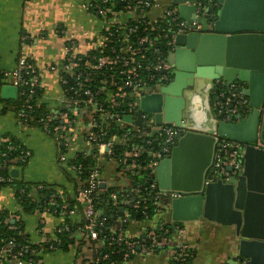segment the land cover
I'll list each match as a JSON object with an SVG mask.
<instances>
[{
    "label": "water",
    "instance_id": "1",
    "mask_svg": "<svg viewBox=\"0 0 264 264\" xmlns=\"http://www.w3.org/2000/svg\"><path fill=\"white\" fill-rule=\"evenodd\" d=\"M170 4L186 31L175 34L167 52L169 79L140 97L134 120L144 125L140 116L146 113L154 125L183 129L154 169L157 192L170 209V223L203 218L232 227L226 264H264V148L256 146L259 132L264 145V0ZM231 83L242 85L241 94L228 106L235 108L231 118L220 120L218 93H228ZM0 97L16 99L17 88L2 84ZM123 119L130 123L133 116ZM220 137L244 144L243 169L227 181L210 170Z\"/></svg>",
    "mask_w": 264,
    "mask_h": 264
},
{
    "label": "crops",
    "instance_id": "2",
    "mask_svg": "<svg viewBox=\"0 0 264 264\" xmlns=\"http://www.w3.org/2000/svg\"><path fill=\"white\" fill-rule=\"evenodd\" d=\"M90 1L0 0V71L13 69L20 56L30 58L41 82L39 102L45 105L52 116H57L64 108L60 75L68 42H74L75 52L86 54L100 39L104 20L86 9ZM150 1L154 5L146 10L122 7L109 15V18L119 22L161 18L170 0ZM23 34L28 35V38L22 39ZM11 140L21 143L28 151L27 160L22 165L17 163L16 158L8 163L10 175L11 170L18 169V175H11V178L23 183L53 185L57 189L58 199L51 200L52 211L42 204L37 206L38 190L31 186L27 196L36 203L31 211H27L15 197L12 187H0V211H5L7 221L10 224L18 223L28 240L37 245V264H90L92 249L84 244V232L79 227L83 219L82 205L75 194L76 174L69 163L75 153L85 149L82 133L73 143L72 150L65 151L68 158L56 160L58 150L53 135L40 126L20 123L13 107L0 102V148ZM261 147L264 148V145ZM97 160L99 178L105 188L114 187L118 193L129 191L130 195L128 193L127 196L131 197L130 200L134 199L129 178L121 173L116 161L104 156H99ZM158 200L161 209L154 216L140 221H128L121 232L125 238H139L148 229L154 230L170 222V209L162 197ZM181 223L173 227L168 237L161 239L157 250L145 249L135 241L130 246L134 250L131 257L124 259L123 264H170L171 248L182 243L194 248L192 264H226L227 255L234 247L232 227L203 218ZM59 228L60 231H68L70 228L68 237L73 238V241L67 248L58 245L49 249L46 247L48 242L59 241ZM121 228L122 217L115 216L111 230Z\"/></svg>",
    "mask_w": 264,
    "mask_h": 264
},
{
    "label": "built area",
    "instance_id": "3",
    "mask_svg": "<svg viewBox=\"0 0 264 264\" xmlns=\"http://www.w3.org/2000/svg\"><path fill=\"white\" fill-rule=\"evenodd\" d=\"M114 1L91 0L85 6L88 11L101 16L104 20L100 39L86 54L75 52L74 42H68L65 47L66 58L60 75L64 108L57 116L46 114L39 118L42 129L53 135L60 161L68 158L65 151L72 150V145L80 133L86 145L80 153L91 154L94 158L95 167L86 180V185L79 186L77 189V197L86 219L80 229L90 239H96L99 233L96 226H102L106 219L102 217L99 220L103 212L100 214L94 208L96 192L105 188V184L102 187L103 182L99 178L98 157L104 156L108 160H115L118 167L130 170L132 174L134 169H150V188L155 190L154 203H157L160 196L156 189L154 169L163 156L170 152L175 144L176 134L183 130L175 125H154L151 118L145 119L146 113L140 116L145 122L144 125L134 123L140 97L152 91L159 81L169 79L167 71L170 70V65L166 59L167 52L174 47L175 34L186 31L184 22L178 16L176 6L169 4L165 7L163 16L156 20L119 22L109 18V15L119 10H113L107 5ZM117 1L125 3L123 8L139 11L154 5L150 0ZM27 38L28 35H22V39ZM0 83L15 86L17 95H23L25 92L23 87H28L25 108L16 111L17 120L26 124L29 120L27 112L32 109L29 100L34 94L35 87L41 86L34 63L30 58L20 56L13 69L0 74ZM240 91L241 86L238 83H231L228 93L219 91L220 101L217 102L218 108L215 110L218 119L229 120L231 118L235 108L228 106L234 97L241 94ZM124 115H132V122H126L123 119ZM111 122L119 129H123L121 142L129 141L130 139L126 138L134 132L138 134L143 144L131 143L128 148L117 154L113 148L115 141L113 139L104 140ZM256 146H263L259 133ZM143 151L147 152V157L139 159ZM243 151L244 144L241 141L220 137L210 168L212 175L223 181H227L231 176H237L242 170ZM21 152L28 154L27 150ZM1 155L4 157L5 153ZM77 155L75 153L72 158ZM70 165L73 170L79 168V165L77 167ZM228 167H231L230 171ZM0 180H5V178L0 176ZM112 199H116L115 194H112ZM138 203L139 200L133 206L136 207ZM125 216L122 222L128 220L126 212ZM111 240L119 243L121 237L113 236ZM24 247L21 245L14 250L12 240H6L5 244L0 246V264L2 257L8 255L14 259L15 264H32L31 260H23L21 257ZM50 247L54 248V245L51 244ZM189 247L187 243L174 245L171 248V258L178 261V264H184L185 258L189 255ZM103 257H108V254L104 253Z\"/></svg>",
    "mask_w": 264,
    "mask_h": 264
},
{
    "label": "trees",
    "instance_id": "4",
    "mask_svg": "<svg viewBox=\"0 0 264 264\" xmlns=\"http://www.w3.org/2000/svg\"><path fill=\"white\" fill-rule=\"evenodd\" d=\"M124 4L125 3L123 1L115 0L113 3L111 2L107 5L112 7V9L114 10L121 9L122 7H124ZM2 72L3 71H0V74ZM1 85L2 84L0 83V87ZM23 88L25 89L23 95L18 94L16 99H3L0 97V102H4L12 106L15 113L20 109H24V104L28 96V87ZM41 91V86L35 87L34 94H32L31 99L29 100V103L32 105V109L31 111L27 112L29 119L26 123L27 125H37L41 127L42 125L39 122V118L45 116L46 114H50L45 105L39 102ZM122 131L123 129H119L116 124L111 122L104 137V140L113 139V141H115L113 148L117 154L128 148L131 143H135L138 145L143 144L141 138L138 136V134H134V132L131 136L126 138L130 139L129 141L124 140L121 142L120 139L122 136ZM22 150H26V148L21 143L15 140L7 142L0 148V162L2 164V167L0 168V176L5 178V180H0V187L5 185L11 186L14 190L15 197H17L18 201L27 211H31L36 203L27 196L29 187H36V189L38 190L37 206L42 204L44 208L52 211L53 206L51 205V200L58 199V192L55 186L44 183H23L15 180L14 178H11V175L7 168L8 163H10L12 159L16 158L17 163L19 165H22L27 160V156L25 155V153L21 152ZM3 152L5 153L4 157H2L1 155V153ZM145 157H147V152L143 151L140 154L139 159ZM69 163L75 165V167L79 165V168L74 170L77 180L76 190L79 186L84 187L90 173L94 170V158L91 154L84 155L82 153H78V155L75 158H72ZM120 171L122 174L128 176L130 181V188L134 190L133 196L135 197V201H128L131 198L127 196L129 191L118 193L117 189H115L114 187H106L96 192L94 196V208L97 212L99 210L103 211V214H101L98 219L100 220L102 217H106V219L104 220V224L102 226H96V230L99 231V233H97L96 239H90L84 232V244H86L88 248L91 247L92 249L90 264H123L124 259L131 257L132 252L134 251L132 250L133 248H129L128 246L133 244L135 241L141 243V245L144 246L145 249L157 250L161 239L168 237L175 225L182 224L181 222H165L163 225H160V227H157L154 230L148 229L139 238H125L121 234V232L126 228L129 220L140 221L142 219L151 218L161 208L159 207L158 202L154 203L155 190H151L150 188V169H134L133 174L130 170L127 169L120 168ZM75 194L76 196L78 195L77 192ZM112 194L116 195L115 200L112 199ZM137 200H139V203L136 207H134L133 204ZM120 207H123L126 211L128 220L126 222H122V228L120 230L112 231L111 224L114 221L115 216H121L122 219L126 218L125 213L119 212ZM81 209L83 212L82 207ZM56 211H58V209H56ZM6 217L7 213L5 211H0V246H3L6 240L9 239H11L12 243L14 244V250L18 249L19 246L24 245L25 247L22 250L21 256L22 259L27 261L31 260L32 264H37L36 262L39 259V257L35 255V251H38L36 250L38 249L37 245L31 243L28 240L23 228L18 223L10 224L7 221ZM85 222L86 219L83 216L81 225L79 227L81 228ZM68 231L58 232L57 237L59 241H50L48 242V245H46V247L52 249L50 247V245L52 244L54 245V248L58 245L62 246V248H67V245L73 241V238L68 237ZM149 231H151L152 233H148ZM113 236H120L121 241L117 243L116 241L111 240V237ZM104 253H107L108 257L104 258ZM188 254L189 255L184 260V264H192L195 254L194 248L189 247ZM97 258H99V260L96 261ZM1 264H15V261L10 255H8L2 257ZM170 264H178V261L171 258Z\"/></svg>",
    "mask_w": 264,
    "mask_h": 264
},
{
    "label": "rangeland",
    "instance_id": "5",
    "mask_svg": "<svg viewBox=\"0 0 264 264\" xmlns=\"http://www.w3.org/2000/svg\"><path fill=\"white\" fill-rule=\"evenodd\" d=\"M56 160H58V154H56ZM8 187H11V186H9V185L1 186V188H8Z\"/></svg>",
    "mask_w": 264,
    "mask_h": 264
},
{
    "label": "flooded vegetation",
    "instance_id": "6",
    "mask_svg": "<svg viewBox=\"0 0 264 264\" xmlns=\"http://www.w3.org/2000/svg\"><path fill=\"white\" fill-rule=\"evenodd\" d=\"M208 7H209V4L206 5V8H208ZM240 86L242 87V85H240Z\"/></svg>",
    "mask_w": 264,
    "mask_h": 264
}]
</instances>
